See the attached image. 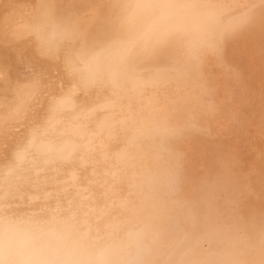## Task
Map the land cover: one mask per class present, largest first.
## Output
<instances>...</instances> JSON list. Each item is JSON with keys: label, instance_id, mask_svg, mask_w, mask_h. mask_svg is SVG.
I'll use <instances>...</instances> for the list:
<instances>
[{"label": "bare ground", "instance_id": "obj_1", "mask_svg": "<svg viewBox=\"0 0 264 264\" xmlns=\"http://www.w3.org/2000/svg\"><path fill=\"white\" fill-rule=\"evenodd\" d=\"M138 2L0 0L5 264H243L264 241V0Z\"/></svg>", "mask_w": 264, "mask_h": 264}, {"label": "flooded vegetation", "instance_id": "obj_2", "mask_svg": "<svg viewBox=\"0 0 264 264\" xmlns=\"http://www.w3.org/2000/svg\"><path fill=\"white\" fill-rule=\"evenodd\" d=\"M260 243H262V245H260ZM250 245V251L242 258L244 261L243 264H264V241L254 240ZM203 250L204 251L200 255L192 257L186 264H221L212 261V254H214L213 250Z\"/></svg>", "mask_w": 264, "mask_h": 264}, {"label": "snow or ice", "instance_id": "obj_3", "mask_svg": "<svg viewBox=\"0 0 264 264\" xmlns=\"http://www.w3.org/2000/svg\"><path fill=\"white\" fill-rule=\"evenodd\" d=\"M126 10H131L135 12L137 10H143L146 8H160L162 5L158 2V0H144V2L138 3H127L123 5ZM0 264H5L3 259H0Z\"/></svg>", "mask_w": 264, "mask_h": 264}]
</instances>
